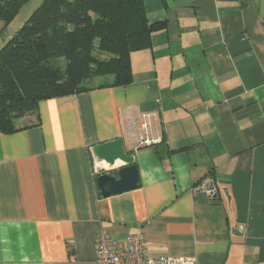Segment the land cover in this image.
Segmentation results:
<instances>
[{"label": "crops", "instance_id": "1", "mask_svg": "<svg viewBox=\"0 0 264 264\" xmlns=\"http://www.w3.org/2000/svg\"><path fill=\"white\" fill-rule=\"evenodd\" d=\"M145 4L167 26L131 53V83L40 100L0 132V264H95L102 228L142 231L150 256L264 264V0ZM142 113L163 141L132 152ZM116 138L138 185L103 196L91 148ZM206 175L212 199L193 190Z\"/></svg>", "mask_w": 264, "mask_h": 264}, {"label": "trees", "instance_id": "2", "mask_svg": "<svg viewBox=\"0 0 264 264\" xmlns=\"http://www.w3.org/2000/svg\"><path fill=\"white\" fill-rule=\"evenodd\" d=\"M28 1L0 0V38ZM166 26L145 0H42L0 45V132L19 130L18 113L40 100L131 83V53Z\"/></svg>", "mask_w": 264, "mask_h": 264}, {"label": "built area", "instance_id": "3", "mask_svg": "<svg viewBox=\"0 0 264 264\" xmlns=\"http://www.w3.org/2000/svg\"><path fill=\"white\" fill-rule=\"evenodd\" d=\"M153 114L142 113L136 118L128 120V128L131 131L132 152H137L161 142L160 137L155 136L157 122L151 118ZM135 127L138 128L135 131ZM133 132H132V130ZM135 131V132H134ZM108 168L104 167V169ZM94 173L98 169L94 167ZM193 190L197 193H204L209 199L217 196L218 187L210 175L200 179ZM95 264H195L194 259L184 256L158 255L150 256L145 253L147 241L142 231L127 236L124 244L113 240L105 229H100L94 237Z\"/></svg>", "mask_w": 264, "mask_h": 264}, {"label": "water", "instance_id": "4", "mask_svg": "<svg viewBox=\"0 0 264 264\" xmlns=\"http://www.w3.org/2000/svg\"><path fill=\"white\" fill-rule=\"evenodd\" d=\"M91 150L97 159L108 166L106 169L99 168L96 177V186L101 195L109 196L137 187L138 175L133 163L134 157L124 150L121 138L93 145ZM116 161L121 164L115 166Z\"/></svg>", "mask_w": 264, "mask_h": 264}, {"label": "rangeland", "instance_id": "5", "mask_svg": "<svg viewBox=\"0 0 264 264\" xmlns=\"http://www.w3.org/2000/svg\"><path fill=\"white\" fill-rule=\"evenodd\" d=\"M42 2V0H29L20 10L18 15L14 18V20L6 27V29L3 31V35L0 38V45L2 42L7 40L14 32L15 30L22 25L26 17ZM2 27V23H0V29ZM104 57V56H102ZM63 63V62H62ZM109 81L108 76L99 77L96 79H93L90 81L88 85L95 86L100 83H104ZM18 114H20V117L16 120V123L18 125H24L23 123L27 121L28 123H33L35 121V110H25L21 111Z\"/></svg>", "mask_w": 264, "mask_h": 264}]
</instances>
